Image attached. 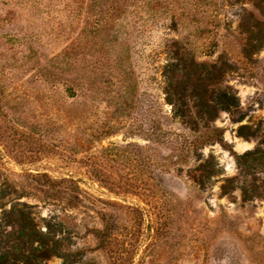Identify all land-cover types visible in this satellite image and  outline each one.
I'll list each match as a JSON object with an SVG mask.
<instances>
[{"label": "rangeland", "instance_id": "obj_1", "mask_svg": "<svg viewBox=\"0 0 264 264\" xmlns=\"http://www.w3.org/2000/svg\"><path fill=\"white\" fill-rule=\"evenodd\" d=\"M52 1L0 0V264H264V193L241 200V189H264V156L243 172L234 157L264 149V47L246 59L238 28L243 6L258 9L250 0L130 2L93 48H69L74 62L100 65L95 90L72 86L66 96L69 82L40 78L21 58L23 40L42 58L75 44L82 22ZM175 48L206 64L221 57L231 66L222 86L239 98L214 121L223 142L196 149L220 167L205 187L192 179L195 155L178 149L193 135L163 99L161 69ZM116 54L120 63L107 59ZM242 125L255 134L239 135ZM229 177L236 187L224 193Z\"/></svg>", "mask_w": 264, "mask_h": 264}, {"label": "trees", "instance_id": "obj_2", "mask_svg": "<svg viewBox=\"0 0 264 264\" xmlns=\"http://www.w3.org/2000/svg\"><path fill=\"white\" fill-rule=\"evenodd\" d=\"M55 1L64 3V8L74 12L75 16H72L71 20H78V23L79 21L82 22L79 26L78 38L73 46L49 58H42L41 54H37V50H34L30 40H23L22 44L27 51H21L23 65H29L30 63L31 68L36 74L38 73L40 78L49 76L55 81L61 78L65 83L69 82L67 87L64 88V92L67 93L66 96H74L75 91L72 86H76L77 91L84 95L88 90H95L97 87L95 75L97 68H99L100 60H90L82 57L81 59H86L85 63L80 62V60L74 62L71 60L73 55L69 52V48H77L81 44L89 45V42L92 43L91 41L97 38L102 33V30L108 28L110 19L120 15L130 2L137 0ZM250 1L258 9L260 17L255 16L252 11L243 6L238 23L239 30L245 36L242 45V55L248 60L264 47V0ZM40 4L37 1L34 7H38ZM51 5H54L53 1L46 0L44 6L48 7ZM125 32L126 34L128 33V31ZM23 37L32 38L31 36ZM96 44L98 43L93 42L88 48L91 49ZM79 49L82 48L80 47ZM168 54L169 58L161 69L163 99L165 103L171 106L172 117L179 119L183 126L193 135L190 140L185 137L183 139L179 138L178 149L195 155V160H198V165L195 168L197 174L192 176V179L199 187H205L211 176L218 172L220 167H218V163L211 155L203 158L202 152L196 149L201 148L205 144L223 142V129L216 126L214 121L220 111H229L239 105L236 91L229 85L225 84L222 86L224 74L230 70L231 66L226 61L221 60V57L210 64L197 62L192 53H179L177 48L170 49ZM41 59L44 61L43 64L40 63ZM107 59L117 63L123 60L119 54ZM178 71L181 72L180 75H178ZM118 80L124 82L128 79ZM147 102L149 120L153 124L156 118V107L158 106L156 97L151 95ZM151 129V133L154 134L153 128ZM238 134L248 138L254 135L255 131L250 130L249 126L242 125L238 128ZM262 156H264V149L260 148L248 150L241 154L234 153L241 172L244 169L254 167L256 159ZM234 180V177L223 179L221 188L224 193L230 192L236 187ZM64 182H68L71 188L78 190V187L76 188V180L69 177ZM1 189L3 192L7 190L6 187ZM262 193H264V189H241V200H251L254 196H260ZM72 198L77 199L78 193L74 194ZM27 226V221L22 220L19 231L24 232L26 230L27 232ZM62 256L64 258L66 254H62Z\"/></svg>", "mask_w": 264, "mask_h": 264}]
</instances>
